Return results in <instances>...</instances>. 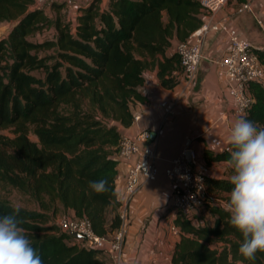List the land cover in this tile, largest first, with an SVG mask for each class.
Instances as JSON below:
<instances>
[{
	"label": "trees",
	"instance_id": "16d2710c",
	"mask_svg": "<svg viewBox=\"0 0 264 264\" xmlns=\"http://www.w3.org/2000/svg\"><path fill=\"white\" fill-rule=\"evenodd\" d=\"M32 3L0 0V22L15 21L0 38V131L11 133H0V186L37 204L38 210L19 206L17 218L43 264H107L101 250L71 240L51 217L71 210L87 218L96 234L114 235L120 225L114 156L120 128L132 123V106L146 100L141 86L147 71L164 88L179 83V58L170 49L199 27L204 11L199 0H92L71 23L58 12L50 21ZM49 23L50 38L29 39ZM253 53L264 65V53ZM248 90L252 103L244 116L264 128V85L250 82ZM202 159L206 167L228 162L230 151L204 148ZM230 177L206 176L207 192L228 202ZM102 178L110 190L97 194L89 182ZM16 207L0 196V216ZM204 208L211 223L194 224L176 210L172 264H264V253L252 261L239 253L242 234L223 206Z\"/></svg>",
	"mask_w": 264,
	"mask_h": 264
},
{
	"label": "crops",
	"instance_id": "0c3cea01",
	"mask_svg": "<svg viewBox=\"0 0 264 264\" xmlns=\"http://www.w3.org/2000/svg\"><path fill=\"white\" fill-rule=\"evenodd\" d=\"M91 1L59 0L55 3L62 5L59 9L50 5L45 13L49 11L54 18L58 12L64 20L72 23L77 10ZM106 1L100 0V3L104 4ZM246 2L252 6V12L240 10L241 4ZM257 16L264 19V0H228L213 18L234 28L240 37L257 47L261 43V33L255 19ZM201 17L204 19L205 14L202 13ZM226 47V34L222 30L211 31L206 36L196 77L187 88L181 77L175 87L167 89L158 83L154 71L145 73L141 91L146 100L136 102L131 108L132 113L138 114L140 119L120 128V134L133 137L140 129L149 130L151 136L145 141L137 142L155 147V164L159 172L154 181L143 184L127 207V232L120 264H172L171 252L178 235L173 234L170 227L174 224L176 210L171 202L173 186L164 176L163 169L186 145L195 148L199 161L203 163L204 148L218 152L228 144L229 130L235 115L223 69L217 63L225 54ZM172 50L173 48L170 49ZM173 96L178 97L174 113L166 115L160 102ZM228 168L229 163L226 161L214 162L207 167V176L230 177ZM124 172V165L117 166L115 188L119 200L124 194ZM200 212V206L192 212L194 224L202 223ZM204 212L207 213L206 210ZM65 214L73 216L71 210H65ZM104 256L109 264L108 257Z\"/></svg>",
	"mask_w": 264,
	"mask_h": 264
},
{
	"label": "built area",
	"instance_id": "2783aa9c",
	"mask_svg": "<svg viewBox=\"0 0 264 264\" xmlns=\"http://www.w3.org/2000/svg\"><path fill=\"white\" fill-rule=\"evenodd\" d=\"M58 1L33 0L32 7L45 10ZM227 2L228 0H199L205 18L187 40L176 42L173 50L179 58L182 83L187 88L196 77L206 36L211 31L225 32L227 47L225 54L218 59L217 63L223 69L228 96L232 101V110L236 119L244 116L251 106L252 98L248 84L258 82L264 85V65L256 59L253 53V49L264 53V19L259 16L255 17L261 33V43L254 47L249 41L240 37L234 28L228 27L223 21L214 20L213 15ZM240 10L252 12L253 8L246 2L241 4ZM177 99V96H173L160 102L166 115L174 113ZM139 119L138 114H133L132 122H137ZM150 136L151 133L147 129H140L133 137L121 136L118 151L114 156L117 166L124 165L125 167L124 194L119 203L120 225L112 237L100 236L93 232L85 217L63 215L57 217L54 223L60 231L67 234L70 232L80 234V238L76 237L78 242L86 247L101 250L108 257L109 264H120L127 232V207L130 201L140 191L143 184L154 181L159 172L155 164V147L151 144L141 145L137 142L145 141ZM230 148L228 143L223 150L230 151ZM163 174L173 186L171 196L173 208L190 217L194 209L204 203L208 194L205 183L207 167L199 161L195 148L186 145L182 152L170 159L163 169ZM170 230L173 234L179 232V228L174 224L171 225Z\"/></svg>",
	"mask_w": 264,
	"mask_h": 264
},
{
	"label": "clouds",
	"instance_id": "9594fccd",
	"mask_svg": "<svg viewBox=\"0 0 264 264\" xmlns=\"http://www.w3.org/2000/svg\"><path fill=\"white\" fill-rule=\"evenodd\" d=\"M228 143L233 187L224 211L242 234L239 253L252 261L257 252L264 253V128L242 115L233 121ZM89 187L97 194L110 190L106 178L90 181ZM19 211L17 206L12 214L0 216V264H43L26 229L21 227Z\"/></svg>",
	"mask_w": 264,
	"mask_h": 264
},
{
	"label": "rangeland",
	"instance_id": "374dc122",
	"mask_svg": "<svg viewBox=\"0 0 264 264\" xmlns=\"http://www.w3.org/2000/svg\"><path fill=\"white\" fill-rule=\"evenodd\" d=\"M48 10L45 9V12ZM51 14V16H50ZM66 14V13H65ZM46 15L49 17V20L52 21L53 17H52V13H49V11L46 13ZM52 17V18H51ZM15 21H2L0 22V38L1 37H5L9 30L12 28V26L14 25ZM51 24H47V26L43 27L39 32L35 33L34 35L30 36L29 39L32 41H40L43 38H50L52 36V31H51ZM50 54L51 50H44V51H40L39 54ZM35 74L37 75H42L40 72H35ZM0 133L4 134V135H8L10 136L11 133L8 130H3L0 131ZM29 137L30 139L34 140L36 139V137L32 134L29 133ZM222 171V170H221ZM220 172V171H219ZM223 172H225V169L223 170ZM207 198L205 201H203L204 203H202V205H200V218L202 219V222L204 223H211L212 222V217L208 214V212H204L205 208H204V204H213V205H220L223 206L225 205V200L213 193L207 192ZM0 196L6 198L7 200H9L13 205L15 206H21L24 208H28V209H33V210H38V206L37 204L32 201L27 195H25L24 193L18 191L15 188H12L10 186H0ZM66 215L65 211L60 210L57 211L52 217L50 222L51 223H55V220L57 217L59 216H63ZM72 239H75L74 241L78 240L76 239V237L72 236Z\"/></svg>",
	"mask_w": 264,
	"mask_h": 264
},
{
	"label": "water",
	"instance_id": "95a60500",
	"mask_svg": "<svg viewBox=\"0 0 264 264\" xmlns=\"http://www.w3.org/2000/svg\"><path fill=\"white\" fill-rule=\"evenodd\" d=\"M68 234H69V235H72V236H74V237H77V238H80V237H81V235L78 234V233L70 232V233H68Z\"/></svg>",
	"mask_w": 264,
	"mask_h": 264
}]
</instances>
